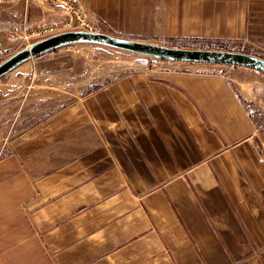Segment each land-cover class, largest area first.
Returning <instances> with one entry per match:
<instances>
[{
  "label": "crops",
  "instance_id": "0c3cea01",
  "mask_svg": "<svg viewBox=\"0 0 264 264\" xmlns=\"http://www.w3.org/2000/svg\"><path fill=\"white\" fill-rule=\"evenodd\" d=\"M68 1L113 37L264 59V0ZM4 13L29 35L71 9ZM74 46L0 78V264H264V74L116 75Z\"/></svg>",
  "mask_w": 264,
  "mask_h": 264
},
{
  "label": "water",
  "instance_id": "95a60500",
  "mask_svg": "<svg viewBox=\"0 0 264 264\" xmlns=\"http://www.w3.org/2000/svg\"><path fill=\"white\" fill-rule=\"evenodd\" d=\"M79 44L103 46L162 61L244 67L264 74V59L245 53L167 47L121 39L104 33L69 31L38 41L10 56L0 63V78L27 61Z\"/></svg>",
  "mask_w": 264,
  "mask_h": 264
},
{
  "label": "rangeland",
  "instance_id": "374dc122",
  "mask_svg": "<svg viewBox=\"0 0 264 264\" xmlns=\"http://www.w3.org/2000/svg\"><path fill=\"white\" fill-rule=\"evenodd\" d=\"M72 2H70V6H72ZM51 6V5H50ZM9 7V6H8ZM7 8L5 5L0 6V63L8 59L13 54L18 51L28 48L30 45L46 39L48 37L69 32V31H83L82 29H64L62 31L53 33L52 35L41 36V37H28V35L20 34L22 31L21 28L14 30V15L5 14L4 11ZM86 21H88L86 19ZM89 22V21H88ZM91 24V23H90ZM97 28V27H96ZM100 33L98 31H95ZM19 33V34H18ZM74 46V45H73ZM162 46V45H161ZM74 47H82V46H74ZM89 47H100L96 45H89ZM168 47V46H167ZM178 48V47H177ZM100 49H104V52L98 53L96 52V57H93L92 60H100V61H109V65H114L120 70H115L116 75L120 73H126L131 71L139 70L140 64H146V59L155 60L153 58L139 56L131 53H127L124 51L101 47ZM72 102V99L67 101L68 104ZM263 125H264V113L262 115Z\"/></svg>",
  "mask_w": 264,
  "mask_h": 264
},
{
  "label": "built area",
  "instance_id": "2783aa9c",
  "mask_svg": "<svg viewBox=\"0 0 264 264\" xmlns=\"http://www.w3.org/2000/svg\"><path fill=\"white\" fill-rule=\"evenodd\" d=\"M15 1L16 0H0V6L14 5ZM40 1L45 2L54 7L56 6L67 7L71 9V14L64 22L41 27L29 33L28 37L47 36L62 31L64 29L76 30L79 29L80 27H81L80 29H82L83 31H88V32L97 31V28L94 25L86 21V18L79 12L78 8H74L73 6H70V2L68 0H40Z\"/></svg>",
  "mask_w": 264,
  "mask_h": 264
}]
</instances>
